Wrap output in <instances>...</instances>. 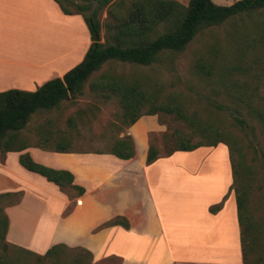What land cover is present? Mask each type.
Here are the masks:
<instances>
[{"label":"crops","instance_id":"1","mask_svg":"<svg viewBox=\"0 0 264 264\" xmlns=\"http://www.w3.org/2000/svg\"><path fill=\"white\" fill-rule=\"evenodd\" d=\"M90 43L82 17L64 15L53 0H0V92H33L61 78L80 63ZM163 129L154 115L144 114L126 127L120 138L132 141L128 160L28 144L19 153L0 155L1 192L20 194L4 210L6 241L38 255L54 246L88 253L89 264H242L226 148L174 152L146 165L148 136ZM22 153L38 165L68 172L82 193L70 189L69 198L26 171L17 162ZM211 159L214 171L206 167ZM210 184L214 191L202 201L198 187ZM174 191L177 196L170 194ZM224 196L221 208L209 213ZM170 197L189 218L169 222ZM116 217L126 221V229L104 226Z\"/></svg>","mask_w":264,"mask_h":264},{"label":"rangeland","instance_id":"2","mask_svg":"<svg viewBox=\"0 0 264 264\" xmlns=\"http://www.w3.org/2000/svg\"><path fill=\"white\" fill-rule=\"evenodd\" d=\"M135 1L145 5L150 3L149 0H115L109 9L98 11L97 43L103 44L110 39L114 20L125 17ZM173 1L182 6L188 2ZM211 1L215 5L227 6L237 0ZM94 9L95 5H92L83 15L88 16ZM163 27V23L154 25V35L161 33ZM110 82L136 87L143 97L138 105L139 115L173 101L188 116H194L200 123L210 125L240 143L246 161H251L254 168V181L246 206L251 226L246 241L251 247L248 258L252 259L256 251L264 254V157L261 155L264 134L261 133L259 116L264 115V10L242 13L203 29L182 51L161 52L149 66L105 62L87 78L73 98L49 111L32 114L19 133V142L52 147L61 141L78 153L108 152L114 141L126 133L123 123L126 120L121 117L117 94L104 88ZM154 116L164 129L162 133L150 134L148 141L159 155H163L171 148L165 135L174 131L186 133L187 129L172 114L157 112ZM235 117L244 121L241 127L234 122ZM193 139L195 142L199 140L198 137ZM211 160L206 167L216 169L215 161ZM213 175L210 177L212 181L216 176ZM198 188L201 200L206 201L214 191V184ZM2 189L0 187V196L7 194L2 193ZM62 192L69 198L74 194L67 188ZM8 194L0 199L4 214L5 208L16 199L12 193ZM170 194L177 196L175 191ZM169 202L165 209L169 222L189 218L186 211L175 204L173 197ZM28 211L24 210L33 216ZM5 235L0 257L6 264H89L91 260L86 253L66 252L63 247L47 256L38 255L10 244Z\"/></svg>","mask_w":264,"mask_h":264},{"label":"trees","instance_id":"3","mask_svg":"<svg viewBox=\"0 0 264 264\" xmlns=\"http://www.w3.org/2000/svg\"><path fill=\"white\" fill-rule=\"evenodd\" d=\"M64 15H80L87 28L91 43L80 63L67 71L61 78H55L43 83L33 92L8 90L0 92V155L5 152H21L26 148L25 143L18 140L19 133L26 127L30 116L39 111H49L77 95L87 78L97 71L107 61L149 66L156 56L165 51L180 52L203 29L217 26L227 19L242 13H252L264 10V0H237L227 6L215 5L211 0H188L182 6L173 0H149L150 3L135 1L123 18L114 20L110 39L105 43H94L92 39L98 35L99 23L97 13L103 8L111 7L115 0H53ZM95 5L88 16L83 12ZM108 11V10H107ZM163 23V31L154 35L153 26ZM154 35V36H153ZM104 88L116 93L121 105V117L126 127L132 125L141 115L138 105L143 100L136 87L127 83H108ZM165 113L173 115L174 119L184 123L187 132H171L166 141L171 148L163 155H159L156 148L148 143L145 164L149 165L157 158L167 157L174 152H190L199 147H215L222 144L226 148L231 174L229 191L233 193L236 220L239 230V244L242 264H264V254L256 251L255 256L248 258L251 247L246 244L251 226L248 219L247 201L250 187L254 181L253 165L246 161L245 154L239 142L214 127L200 123L194 116H188L180 106L173 101L159 104L144 115ZM260 116L261 133L264 134V115ZM234 122L241 127L244 121L240 118ZM198 137L195 142L193 138ZM45 151L66 153L69 144L58 141L52 147L35 145ZM101 154V153H97ZM106 154L120 160H128L133 156V145L129 136L124 135L116 139ZM264 157V150L261 152ZM18 164L28 172L43 177L47 182L63 191L65 188L75 189L78 194L80 188L71 185L72 177L68 172L55 171L34 163L27 153L18 155ZM13 200L8 206L15 205L20 197L19 193H12ZM9 194L0 196V199ZM208 208L209 213H216L225 200ZM119 225L127 228L123 218H113L104 226ZM7 229V218L0 209V248L4 247V235ZM252 236V235H251ZM254 241V236L252 237ZM60 246L51 247L44 256ZM89 255L88 253H86ZM90 257V255H89ZM251 259V260H250ZM0 264H6L0 257Z\"/></svg>","mask_w":264,"mask_h":264},{"label":"water","instance_id":"4","mask_svg":"<svg viewBox=\"0 0 264 264\" xmlns=\"http://www.w3.org/2000/svg\"><path fill=\"white\" fill-rule=\"evenodd\" d=\"M92 42L97 43L98 42V35H96L93 39Z\"/></svg>","mask_w":264,"mask_h":264}]
</instances>
